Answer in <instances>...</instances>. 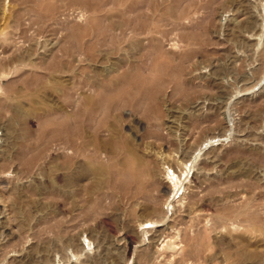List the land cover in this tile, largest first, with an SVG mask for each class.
I'll list each match as a JSON object with an SVG mask.
<instances>
[{
    "label": "rangeland",
    "instance_id": "rangeland-1",
    "mask_svg": "<svg viewBox=\"0 0 264 264\" xmlns=\"http://www.w3.org/2000/svg\"><path fill=\"white\" fill-rule=\"evenodd\" d=\"M153 1L0 0V264H264V0Z\"/></svg>",
    "mask_w": 264,
    "mask_h": 264
},
{
    "label": "bare ground",
    "instance_id": "bare-ground-1",
    "mask_svg": "<svg viewBox=\"0 0 264 264\" xmlns=\"http://www.w3.org/2000/svg\"><path fill=\"white\" fill-rule=\"evenodd\" d=\"M155 1H157V0H155ZM155 1H153V2H155ZM150 2V1H149ZM155 4V3H154ZM153 4V5H154ZM156 7H157V5H155ZM150 7V6H149ZM152 8V7H151ZM141 9V8H140ZM171 9V8H170ZM144 10V9H143ZM172 10V9H171ZM128 11H129V9H128ZM139 11V10H138ZM137 12V11H136ZM140 12V11H139ZM141 12H142V10H141ZM167 12V11H166ZM167 13H169V12H167ZM170 13H171V11H170ZM135 14V13H134ZM159 14H161V13H159ZM158 14V15H159ZM136 15V14H135ZM165 15V14H164ZM157 16V15H156ZM120 20H121V18H120ZM117 22V21H116ZM152 22V21H151ZM120 23H122V22H120ZM111 24V23H110ZM149 25V24H148ZM121 26V25H120ZM150 26V25H149ZM108 29V28H107ZM131 32V31H130ZM102 37V36H101ZM92 38V37H91ZM118 40V39H117ZM120 40V39H119ZM118 40V41H119ZM126 41V40H125ZM120 42V41H119ZM118 43V42H117ZM85 45V44H84ZM104 45H106V44H104ZM120 46H119V50H120ZM84 49V48H83ZM82 49V50H83ZM77 52V51H76ZM83 52H84V50H83ZM78 53V52H77ZM88 58V57H87ZM90 59V58H89ZM78 86V85H77ZM77 86H74L73 87V89L75 90V88H77ZM86 86H87V88H90L91 86L89 85V84H86ZM85 86V87H86ZM102 88V87H101ZM74 92V91H73ZM76 98V96L74 95V99ZM78 98V97H77ZM128 111V110H127ZM126 113H128L129 114V112H126ZM158 129V128H157ZM159 129H160V127H159ZM117 144H119V143H117ZM115 147H116V152L114 153V155L109 159L110 160V165H109V170L112 172L111 173V175H113V173L114 174H116V175H118L119 177H123L124 179H129V180H131L132 182L133 181H135V180H143V179H145L147 176L149 177V178H152V179H154V177H155V175H156V169H154L153 167H152V162L149 160V161H142L139 157L137 158L135 155H133V154H131V153H129V152H125V153H122L121 152V149H120V146H118V145H115ZM120 149V150H119ZM75 153H76V155L79 157V156H84V157H86V158H89L90 159V156H91V151L90 150H88V148L85 146V145H83V144H78V145H76L75 146ZM119 156H122V159L120 158L119 159ZM160 156V155H159ZM100 157V156H99ZM169 157V156H168ZM81 158V157H80ZM170 158V157H169ZM100 159V158H99ZM146 159V158H145ZM106 160V159H105ZM120 161V162H119ZM152 161H154V160H152ZM166 161V160H165ZM118 163H121V164H118ZM117 164L118 165H120V167H118V168H120V169H116V166H117ZM122 165V166H121ZM155 167V166H154ZM161 167V166H160ZM162 168V167H161ZM164 170V169H163ZM164 172V171H163ZM165 173V172H164ZM159 174V173H158ZM157 174V179H158V175ZM166 175V174H165ZM164 175V176H165ZM163 176V177H164ZM162 177V178H163ZM116 178V177H115ZM118 178V177H117ZM176 178V177H175ZM164 179V178H163ZM172 179V178H171ZM175 180H177V179H175ZM174 180V184H175V186L177 185V183H178V181H175ZM130 181V182H131ZM144 181V180H143ZM136 182V181H135ZM170 182V181H169ZM134 183V182H133ZM148 183H150V181L148 182ZM144 185H145V183H143ZM149 185V184H148ZM150 185H151V183H150ZM146 186V185H145ZM145 186H143V187H145ZM148 187V186H147ZM165 187H167V186H165ZM149 188H151V187H149ZM149 188H147V189H149ZM137 189V188H136ZM135 189V190H136ZM142 189H145V188H142ZM142 189H140L141 191V193L143 194V192L145 191H143ZM149 190H151V189H149ZM149 190H146L145 191V193H147ZM136 192H137V190H136ZM138 194V193H137ZM149 194V193H148ZM148 194H146V195H148ZM151 194V193H150ZM149 194V195H150ZM139 195H141V194H139ZM145 195V194H144ZM144 195H143V197H144ZM137 196V195H136ZM142 196V195H141ZM153 196V195H152ZM146 198H148V197H146ZM146 198H144V200L146 199ZM140 199H142V198H140ZM148 200H150V201H152V202H155V203H157V200H158V198L156 199V197H151V198H148ZM154 204V203H153ZM158 204V203H157ZM155 205V207L157 208L158 207V205L156 206V204H154ZM159 210V209H158Z\"/></svg>",
    "mask_w": 264,
    "mask_h": 264
}]
</instances>
